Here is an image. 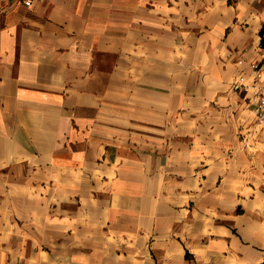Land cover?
<instances>
[{"label":"crops","instance_id":"crops-1","mask_svg":"<svg viewBox=\"0 0 264 264\" xmlns=\"http://www.w3.org/2000/svg\"><path fill=\"white\" fill-rule=\"evenodd\" d=\"M263 26L264 0H0V264L264 262Z\"/></svg>","mask_w":264,"mask_h":264},{"label":"built area","instance_id":"built-area-1","mask_svg":"<svg viewBox=\"0 0 264 264\" xmlns=\"http://www.w3.org/2000/svg\"><path fill=\"white\" fill-rule=\"evenodd\" d=\"M23 3L26 6H31L34 2V0H15ZM253 67L257 68V65H253ZM245 77L241 76L239 79V82L237 83V86H245ZM257 117L259 120H264V83L260 89L259 95H258V101H257Z\"/></svg>","mask_w":264,"mask_h":264},{"label":"trees","instance_id":"trees-1","mask_svg":"<svg viewBox=\"0 0 264 264\" xmlns=\"http://www.w3.org/2000/svg\"><path fill=\"white\" fill-rule=\"evenodd\" d=\"M261 37H262V45H264V26L260 31ZM251 264H264V262L261 263H251Z\"/></svg>","mask_w":264,"mask_h":264}]
</instances>
